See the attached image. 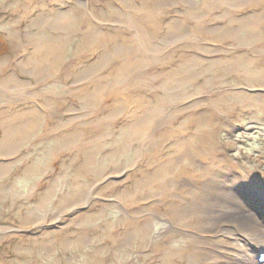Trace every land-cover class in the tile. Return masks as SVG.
Returning <instances> with one entry per match:
<instances>
[{"label": "rangeland", "instance_id": "obj_1", "mask_svg": "<svg viewBox=\"0 0 264 264\" xmlns=\"http://www.w3.org/2000/svg\"><path fill=\"white\" fill-rule=\"evenodd\" d=\"M0 33V264H264L200 236L207 191L264 203V0H0Z\"/></svg>", "mask_w": 264, "mask_h": 264}, {"label": "bare ground", "instance_id": "obj_2", "mask_svg": "<svg viewBox=\"0 0 264 264\" xmlns=\"http://www.w3.org/2000/svg\"><path fill=\"white\" fill-rule=\"evenodd\" d=\"M55 50L57 51V55L60 57L61 55L60 47H56ZM0 52H2L1 41H0ZM50 67L51 66L47 65L45 68V70L48 71L49 73L53 71L51 70ZM154 113L155 112H152L150 113V115H153ZM148 122H149L148 119H143L136 126L137 129H140V131L144 130L147 127L146 124H148ZM28 125H29L28 127H32L33 126L32 121H30ZM187 150H189V147L187 148ZM187 153L188 151H186V154ZM175 162L176 161H173L172 164L173 163L175 164ZM172 170H173V167L171 169V174H172ZM177 174H178V177H182V178L178 179L177 176L176 177L172 176V180L171 179L170 181L166 180L165 186H168V189L170 188L172 190V188H175V187L177 188L178 185H180L183 188L188 185H190L191 187H197L195 182H193L192 178L186 175L185 171H183V174L181 172V176L179 175V173ZM169 184L171 185L172 188L169 186ZM212 187H214V183H212ZM207 195H208L207 200L209 201L213 200L217 202L218 205H221L223 208L214 209L215 207L212 208L214 206L212 205L213 204L212 203L209 210H207L209 212H206V215L203 216L204 220L201 218L202 220L200 223H202L203 225L200 223L199 224L202 225L205 229L208 228V230H205L204 232H202V234H200L202 238H204L206 234H212V233L215 234L219 231V230H215L212 232L209 230L210 226L209 227L206 226L208 225L211 219H215V222L218 223L217 227L226 226L227 229L237 228L239 231H242V230L247 229L246 226H250L249 228L253 230V232L261 231L262 234L264 235V226H263L262 221H258L256 218H254L255 220L253 222L250 221V218L253 217V215L250 213L251 209L253 208L254 211L260 213V215L262 216L261 218L264 222V203L256 192L253 191L251 194L243 193L245 197L241 194H240L241 196L239 194L238 195L235 194L234 190L233 191L225 190L222 192H217V194L216 195L214 194V196H213V192L210 193L209 191H207ZM170 204H171L170 207L172 209L171 215L173 219L175 220L177 219V212H179V215L181 213L184 217H188L191 215V211L187 210L186 209L187 207L185 205L176 203L174 195H173V198ZM166 215L169 217V206H168V210L166 211ZM182 215L180 216L183 217ZM218 234L221 235V233L219 232ZM208 236H211V235H208ZM226 248L227 247H226V243H224V240L219 239L218 241L214 242V247H213L212 252H214L215 256L213 255V253L206 252L204 257L206 258V260L211 259V260H217L220 262L228 261L231 263H236L233 256L229 255L227 252L223 253V250L225 251ZM256 249L257 251H259L260 249H262V247L259 245H256ZM219 250H222V251H219Z\"/></svg>", "mask_w": 264, "mask_h": 264}, {"label": "water", "instance_id": "obj_3", "mask_svg": "<svg viewBox=\"0 0 264 264\" xmlns=\"http://www.w3.org/2000/svg\"><path fill=\"white\" fill-rule=\"evenodd\" d=\"M0 41L2 43V51H3L4 50L3 46L6 47L7 43L5 42V39L1 33H0Z\"/></svg>", "mask_w": 264, "mask_h": 264}]
</instances>
